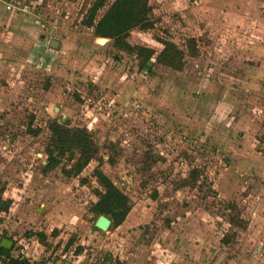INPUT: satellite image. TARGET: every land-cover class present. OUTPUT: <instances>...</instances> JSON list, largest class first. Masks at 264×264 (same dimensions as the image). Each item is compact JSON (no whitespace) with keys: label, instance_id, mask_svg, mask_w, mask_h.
Returning a JSON list of instances; mask_svg holds the SVG:
<instances>
[{"label":"rangeland","instance_id":"obj_1","mask_svg":"<svg viewBox=\"0 0 264 264\" xmlns=\"http://www.w3.org/2000/svg\"><path fill=\"white\" fill-rule=\"evenodd\" d=\"M92 2L0 0V189L16 252L56 231L35 264H264V0H150L154 28L128 42L158 53L159 39L195 38L181 70L94 37L81 24ZM57 123L98 146L78 175V153L44 171ZM96 169L131 199L120 228L95 227Z\"/></svg>","mask_w":264,"mask_h":264},{"label":"trees","instance_id":"obj_2","mask_svg":"<svg viewBox=\"0 0 264 264\" xmlns=\"http://www.w3.org/2000/svg\"><path fill=\"white\" fill-rule=\"evenodd\" d=\"M150 0H113L102 15H98L105 5L104 0H93L82 19V26L91 29L96 38L107 39L120 51L127 52L138 58L142 64L156 61L157 64L165 67L181 70L184 65L185 56L194 57L197 55L196 39H187L186 48H180L176 43L159 39L162 49L156 51L143 45H131L128 37L133 30L148 31L154 28V22L150 18L152 7ZM155 56V59H152ZM49 147L46 150L47 163L44 171L48 172L61 164V159L68 156L75 159L73 167L75 174H79L82 169L94 158L98 152V146L94 142L90 132L86 128L69 127L65 124H55L49 140ZM95 178L101 190L96 191V202L93 203L91 211L97 216H106L111 220L110 229H116L126 220L131 211V199L120 190L113 181L99 169L95 170ZM190 180L183 184L196 187L200 174L193 170L190 172ZM189 182V183H187ZM4 189H0V213L9 209L10 201L2 200ZM225 208L229 211V224L245 229L247 222L241 218L236 205L225 203ZM39 241H45L43 233H32ZM5 235V234H4ZM56 236V231L52 233ZM6 236V235H5ZM223 242L227 239L223 238ZM81 248H79L80 250ZM1 253L8 257L7 264H33L28 259L21 256L12 257L9 251L1 248Z\"/></svg>","mask_w":264,"mask_h":264},{"label":"crops","instance_id":"obj_3","mask_svg":"<svg viewBox=\"0 0 264 264\" xmlns=\"http://www.w3.org/2000/svg\"><path fill=\"white\" fill-rule=\"evenodd\" d=\"M248 32V31H247ZM249 32H251V30L249 31ZM97 39H99V40H101L102 38H97ZM104 40H107V39H104ZM246 45H248V44H246L245 43V47H246ZM6 195H7V193L6 192H4L3 193V196H2V198L4 199V200H7L6 198ZM11 199V198H10ZM14 203H12V205H13ZM9 213H6V212H1L0 214H2V215H0L1 216V218H3V221H2V223H1V225H0V228L3 230V232H4V234L6 235H4V237H5V239H7V240H10L13 244L10 246V248L9 249H6V250H8L9 251V255L10 256H12V257H17V256H21V257H23V258H26V259H28L31 263H33V264H35V263H37L36 262V260H40V253H37V252H43V250L45 251L46 250V247H48L51 243H52V240L54 239V237L56 238V237H58L59 235L56 233V236H53V235H51L52 236V238H50V240H48L49 239V235H48V232H43V234L45 235V242H41V241H39V239L37 238V236L35 235V234H32V233H28L30 236H29V238L27 239L28 241H30V242H32V247L34 246V245H38V247H39V249H37V250H34L33 251V253H29V251L28 252H26V253H24L23 251H21V254L20 253H17L16 252V248H17V243H16V232H17V229H16V227H15V223H13L11 220H8V217L9 216H7L6 217V215H10V211H12L13 210V208L12 207H10L9 206ZM130 213V212H129ZM10 217H11V215H10ZM128 217V216H127ZM15 218V217H14ZM127 219V218H126ZM124 223V222H123ZM123 225V224H122ZM122 225H120L119 227H117V228H120V227H122ZM248 225V224H247ZM116 228V229H117ZM36 232V231H35ZM39 232H42V231H39ZM51 234V233H50ZM59 238V237H58ZM24 239V238H23ZM22 239V240H23ZM21 240V241H22ZM35 243V244H34ZM70 243L71 242H68L67 244H66V246H68V247H70L71 245H70ZM39 250V251H38ZM259 250H261V249H259ZM79 252H80V250H79ZM79 255H81V254H78V256Z\"/></svg>","mask_w":264,"mask_h":264},{"label":"water","instance_id":"obj_4","mask_svg":"<svg viewBox=\"0 0 264 264\" xmlns=\"http://www.w3.org/2000/svg\"><path fill=\"white\" fill-rule=\"evenodd\" d=\"M110 226H111V220L103 215L99 216L95 222V227L101 231H108ZM12 244L13 243L7 239H3L1 241V247L4 249H9Z\"/></svg>","mask_w":264,"mask_h":264},{"label":"built area","instance_id":"obj_5","mask_svg":"<svg viewBox=\"0 0 264 264\" xmlns=\"http://www.w3.org/2000/svg\"><path fill=\"white\" fill-rule=\"evenodd\" d=\"M6 8L7 9H10L11 8V2H10V4H7V6H6ZM3 239H5V237H4V232H3V230L0 228V264H7L8 263V257L6 256V255H3L2 253H1V241L3 240ZM264 248V247H263ZM264 252V251H263Z\"/></svg>","mask_w":264,"mask_h":264}]
</instances>
